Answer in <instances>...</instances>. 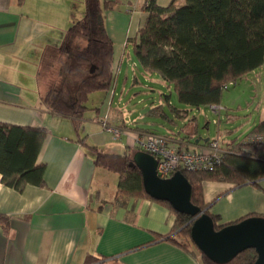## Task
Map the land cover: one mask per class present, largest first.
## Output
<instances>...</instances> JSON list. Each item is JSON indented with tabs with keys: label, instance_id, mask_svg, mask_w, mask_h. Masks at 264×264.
<instances>
[{
	"label": "crops",
	"instance_id": "crops-1",
	"mask_svg": "<svg viewBox=\"0 0 264 264\" xmlns=\"http://www.w3.org/2000/svg\"><path fill=\"white\" fill-rule=\"evenodd\" d=\"M103 1L116 4L104 17L114 49L126 47L146 19L142 7L147 0ZM171 1L155 0L162 7ZM76 11L74 0H0V122L46 133L36 161L44 165L42 186L28 184L19 191L4 185L0 176V264H201L198 255L165 238L175 222L166 206L124 194L119 176L95 164L89 147L114 154L137 147L134 129L127 126L131 121L109 108L120 62L113 89L94 92L101 94L96 96L99 103L107 101L96 109L95 104L89 106L94 93L89 95V114L85 112L80 131L70 118L51 113L42 103L56 82L67 29L83 16V10ZM259 68L264 70V62ZM127 80L125 76L124 83ZM133 81L137 82L135 76ZM257 117L252 128L264 119V106ZM103 122L130 133L114 138L102 128ZM170 138L190 151L206 147L194 143L198 136L189 128ZM260 153L264 155L263 147ZM255 182L203 183L204 201L212 202L209 213L219 218L217 225L264 213V178ZM89 256L94 260L86 263Z\"/></svg>",
	"mask_w": 264,
	"mask_h": 264
},
{
	"label": "trees",
	"instance_id": "trees-1",
	"mask_svg": "<svg viewBox=\"0 0 264 264\" xmlns=\"http://www.w3.org/2000/svg\"><path fill=\"white\" fill-rule=\"evenodd\" d=\"M175 1L162 7L155 0H147L142 7L146 19L128 41L144 72L173 86L180 103L194 108L219 105L228 84L236 83L264 62V0H183L180 6ZM84 5L83 16L67 29L59 49L56 82L42 97L51 113L70 118L77 131L86 119L89 95L107 93L115 76L114 46L105 28L104 11L116 4L84 0ZM92 65L95 69L91 73ZM253 135H264V119L243 139L226 143L221 162L212 170H180L191 185L193 205L210 214L212 202L206 203L203 197L206 181L241 186L264 178L263 143L250 140ZM45 136L41 128L0 122V176L4 185L20 191L28 184H44V165L36 161ZM80 140L84 142V138ZM89 148L95 153L96 165L119 176L121 192L161 203L174 214L173 229L165 236L170 243L198 255L201 264H217L194 246L190 238L192 216L180 214L167 202L154 200L144 192L140 171L130 166L139 147L123 154ZM210 215L215 229H219V218ZM255 257L254 250L248 249L226 264H253ZM93 260L89 256L86 263Z\"/></svg>",
	"mask_w": 264,
	"mask_h": 264
},
{
	"label": "rangeland",
	"instance_id": "rangeland-1",
	"mask_svg": "<svg viewBox=\"0 0 264 264\" xmlns=\"http://www.w3.org/2000/svg\"><path fill=\"white\" fill-rule=\"evenodd\" d=\"M74 3L79 9L76 13L84 11V0H74ZM180 5L182 2L177 3V6ZM106 11L109 10L104 11V17ZM114 53V68L120 62V74L109 108L131 121L127 126L134 129V132L131 130L133 145H136L140 132L170 137L188 128L195 130L198 137L209 138L222 145L225 141L242 139L252 129L251 123L259 119L257 111L264 106V70L261 68L256 69L255 74L249 73L236 83L228 84L223 89L219 105H216L219 108L217 111L208 105L194 108L180 103L173 86L163 83L155 74L144 72L131 42L128 41L126 47H116ZM125 76L128 80L124 83ZM96 96L101 97V94H92L89 106L95 104L100 108L107 100L99 103ZM128 133L130 130L124 128L121 134Z\"/></svg>",
	"mask_w": 264,
	"mask_h": 264
},
{
	"label": "water",
	"instance_id": "water-1",
	"mask_svg": "<svg viewBox=\"0 0 264 264\" xmlns=\"http://www.w3.org/2000/svg\"><path fill=\"white\" fill-rule=\"evenodd\" d=\"M95 66L92 65V73ZM209 138L198 137L194 143H207ZM156 159L136 151L130 166L141 173L144 192L157 201L167 202L174 211L192 216L190 238L199 252L210 261L226 264L245 250H254L253 264H264V217L249 216L238 222L215 229L210 214L191 203V185L181 171L161 179L156 174Z\"/></svg>",
	"mask_w": 264,
	"mask_h": 264
},
{
	"label": "built area",
	"instance_id": "built-area-1",
	"mask_svg": "<svg viewBox=\"0 0 264 264\" xmlns=\"http://www.w3.org/2000/svg\"><path fill=\"white\" fill-rule=\"evenodd\" d=\"M214 110H219L216 106H211ZM127 122L130 120L128 118ZM102 128L113 134L114 138H118L122 133V129L113 128L102 123ZM250 140H257L263 143L264 135H253ZM136 146L141 151L152 155L157 162L156 174L159 178H169L176 171L185 172H202L212 170L217 166L224 154V148L216 141H211L201 151H190L179 147L168 136H160L150 132H140L136 139Z\"/></svg>",
	"mask_w": 264,
	"mask_h": 264
}]
</instances>
